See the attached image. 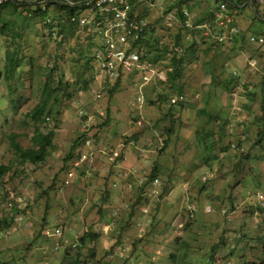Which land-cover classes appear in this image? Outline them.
Masks as SVG:
<instances>
[{
	"label": "rangeland",
	"instance_id": "1",
	"mask_svg": "<svg viewBox=\"0 0 264 264\" xmlns=\"http://www.w3.org/2000/svg\"><path fill=\"white\" fill-rule=\"evenodd\" d=\"M208 5H195L193 19ZM151 12L153 19L158 16V11ZM10 13L6 8L0 23L2 18H17ZM254 14L252 7H245L244 30H264V22L254 20ZM160 32L163 41L171 43L169 33ZM90 34L81 27L77 38L58 45L39 23L31 24L24 33L22 55L24 62L33 59V65L24 66L15 109L2 75L7 48L0 31V163L13 162L14 166L0 184V207L8 212L15 204L19 214H24L23 220L14 217L12 227L0 233V264H210L207 259L216 244L214 264H261L264 126L257 118L263 114L264 49L259 51L256 45L248 43L235 51L197 35L201 49L184 70L187 101L183 106L159 101V92H174L158 82L137 86V74L120 78L119 88L111 93L116 82H110L93 60L94 77L87 74L89 89H79L72 99L55 103L58 123L51 117L41 126L44 132L55 130L56 147L46 163L17 168L9 134L18 132L20 142L31 145L36 125L26 122L24 114L41 99L46 66L50 70L57 66L55 75L66 73L77 81L86 61L78 51L91 42ZM251 58L258 59L257 70H249ZM162 69L161 63L155 66V70ZM213 72L220 80L217 86L211 83ZM231 75L237 76V85L228 91L224 84ZM250 91L255 92L253 100ZM204 109L211 118L220 115L228 122L224 135L221 119L200 114ZM82 115L87 119L82 120ZM108 115L110 122L103 125ZM86 121L92 142L82 151L115 148L121 153L120 163L127 161V167L97 156L86 175L77 168L75 180L66 183L78 152L70 160L65 157L84 132ZM127 136L132 139L127 141ZM155 161L159 164L157 186L155 179L148 181ZM164 186L172 191L160 196ZM58 224L74 230L75 236L59 238L47 233ZM87 231L98 233V239L74 246L76 238Z\"/></svg>",
	"mask_w": 264,
	"mask_h": 264
},
{
	"label": "trees",
	"instance_id": "2",
	"mask_svg": "<svg viewBox=\"0 0 264 264\" xmlns=\"http://www.w3.org/2000/svg\"><path fill=\"white\" fill-rule=\"evenodd\" d=\"M41 0H33L27 1V0H6L4 3L0 4V16L2 17L4 14L3 11L6 8H9L11 10L10 14H15L17 18H9L4 19L2 18V22L0 23V31L5 37V44L7 48V55H6V64L4 71L2 72V75L4 79L6 80L7 84V91L10 95V103L11 105L17 109V102L20 101V99L16 96V93L19 90V84L20 82H23V71L24 66H30L33 65V59H29L28 62H24L26 59V56L22 55L23 50V44L22 40L24 38V33H26L27 28L29 29L31 24H40L41 29L48 33V36L50 39H55L57 41L58 45L64 44L69 42L72 39L77 38L78 32L81 30V27L79 26L77 21L73 20V17L80 14V8L79 7H73L70 5H67L65 3L56 2V1H47L43 0L44 2H40ZM189 0H178L174 5H172L171 8H176L178 10H181L184 5H189ZM198 4V3H195ZM217 2L210 3V7L202 12L200 15H197L194 17V23L195 24H201L206 19H209L211 12L210 9L216 8ZM232 7V6H231ZM19 9H23L22 11L26 12V15H23L22 11H19ZM143 11L139 12L140 17H144L149 22V35L148 38L145 40H141L138 42L133 43V47H138L142 49L145 53H150L148 56V60L152 62L154 65L158 66V64L163 65V69L165 71V77L161 78L159 75H155L152 80L154 82H158L159 85L162 87L166 86L172 90L174 93H158V99L161 102L164 101H170V104H178V105H185L183 101H179L177 103L171 102V97L173 95H183L184 89H183V83L182 78L184 74L185 67L192 62L193 58H198V51H200L199 42H196L194 35V32L184 28L180 27L178 31L173 35V33H169L165 26L161 23L162 17H155L152 18V12L150 7H144ZM190 9L192 10V6H190ZM258 12H255L254 14V20H261L264 22V8L260 9L258 8ZM238 19V18H237ZM22 20V21H21ZM163 30L168 32L169 35L173 36V41L171 43H165L163 41V34H161L160 30ZM250 31V32H249ZM248 33H255L264 35V30L256 29L252 31V29L249 27L247 30H245V33L241 36L237 37L235 39V43L233 45H230L232 50H242L246 45H248L247 41V35ZM189 34H192V42H189L187 39V36ZM37 35H39L37 33ZM93 35V38H92ZM95 34H90L88 38L91 39V42L88 44V46L85 48V50L78 51L79 57L86 59L84 62V70H81L76 75L77 81L73 79V81L69 78H67V74L63 73L61 75H55L56 67H54L52 70L46 66V72L44 73L45 76V82L42 89L41 99L40 101L33 107L31 110L27 111L25 116L26 122H33L36 125V128L34 130V133L31 137V145L30 146H24L20 142V134L18 132H11L9 134V142L11 145L12 150L14 151V154L16 155L15 162L17 163V168H19L21 165L24 164H32V165H38V164H44L46 163V160L48 156L51 154V152L55 149V142H54V136H55V130H50L49 132H44L41 129V126L45 124L48 120H50L51 117L55 119V121L58 123V118H56V113L54 112V104L57 102H60L62 99L64 100H70L73 98L72 93H77L79 89L81 90H88L90 87V80L87 79V74L90 72L93 73V60H96L95 51L99 45L97 40H94ZM165 36V35H164ZM53 37V38H51ZM171 38V37H170ZM184 47L185 52L180 53V51L177 49V47ZM225 47V46H224ZM207 49H210L208 47ZM258 49V48H257ZM259 50V49H258ZM206 52L208 50H205ZM260 51V50H259ZM78 57V58H79ZM257 59V58H254ZM79 61V59L77 60ZM76 61V62H77ZM249 61V60H248ZM75 62V59L73 60ZM258 62V59H257ZM50 65V64H48ZM258 68H259V62H258ZM252 70V69H249ZM94 77V73L92 74ZM128 77V76H127ZM237 76L231 75L228 80L225 81L224 86L228 91H231L233 89V86L237 85ZM152 80L150 83H152ZM82 82V83H79ZM121 80L119 79L115 85L110 89V92L113 93L116 91L120 86ZM211 83L214 86H217L220 84V80L216 77L214 72L212 73V81ZM262 88L264 90V76L262 78ZM146 84V85H148ZM78 86V88H76ZM138 86V85H137ZM142 90L138 88V95L141 94ZM249 96L253 100L252 96H255V92L250 91ZM186 96V94H184ZM142 97V96H140ZM262 110L263 114L257 118V122H262L264 126V102L262 103ZM109 112V110H108ZM200 114H206L210 118L212 117V114L207 112L205 109L200 112ZM169 115H172V112H169ZM87 117L82 115V120H86ZM213 120L215 119H221L220 121V132L222 135H224L225 127L227 125V121H222V118L220 115H214V118H211ZM110 122V118L108 115L107 120L104 122L103 125H108ZM85 123H88L87 121ZM262 126V128H263ZM83 133L78 136L73 146L68 153V155L65 157V160H70L74 158V154L76 151V155L79 158L84 153L90 155L91 151L84 152L82 151L84 149V146L87 143V140L89 139L90 144L86 146H91V139L87 136V129H83ZM172 132V130H171ZM138 135V133H137ZM135 134L134 137H137ZM212 135V134H210ZM132 139V137L127 136L126 140L129 141ZM167 141L165 142V144ZM122 146H124V143H122ZM210 145L208 144V147ZM104 150H112L111 148ZM115 149V148H114ZM94 152L93 158L90 155L88 160L82 163L81 166L77 168H81L83 165L87 164L89 166H92L97 161L96 157L101 156L102 159L108 160L109 163H114L115 166H118L120 163V157L121 153L118 155L115 161L109 160V155L103 154L101 151L92 150ZM125 158V157H124ZM90 160H93V162H90ZM75 163V162H74ZM239 167L241 166V162H238ZM75 166L71 167L66 175L72 170L75 171V177L71 180L73 182L77 176ZM14 171L13 162L10 164L6 163H0V184H3V181L6 180V176L9 175L11 172ZM81 174H85V171H83ZM159 178V164L157 161L153 163L152 169L150 171V174L148 176V181L158 180ZM66 180V179H65ZM154 180V181H155ZM70 182V184H71ZM172 191V187L164 186V189L160 192V196L168 195ZM13 203H17L15 200H13ZM4 208L0 207V211H4ZM8 212L3 213V216L0 217V233H2L4 230L10 229L14 222V217L17 219V221L23 220L24 214L23 212L19 214V209L15 204H12L9 209H6ZM190 217V216H189ZM188 221V220H187ZM57 226H63L62 224H58ZM55 226L54 229L57 227ZM64 227V226H63ZM50 233H52L54 231ZM67 230V236H75V231L71 230L69 227ZM73 231V233H71ZM49 232V231H48ZM40 236L38 235V238ZM99 237L98 233L93 231H87L81 236H79L80 241L84 244L89 239H95L97 240ZM219 244H216L214 248L212 249L211 254L209 255V258L207 259V262H210V264H214L216 262V252ZM66 254L68 251H65ZM91 257L95 256V250L91 249L90 251ZM66 257V256H65ZM171 257H175V254H171ZM1 264H11L7 261L1 262ZM241 264H249V262L245 261ZM261 264H264V253L262 257Z\"/></svg>",
	"mask_w": 264,
	"mask_h": 264
},
{
	"label": "built area",
	"instance_id": "3",
	"mask_svg": "<svg viewBox=\"0 0 264 264\" xmlns=\"http://www.w3.org/2000/svg\"><path fill=\"white\" fill-rule=\"evenodd\" d=\"M6 0H0V4ZM65 3L73 7H79L80 14L74 16L79 26L86 27L91 31L94 40L99 45L95 51L96 61L99 70L108 78L110 82H117L123 76L137 74L135 84L139 87L150 83L155 75L165 77L164 70H155V66L148 60L150 53H145L138 47H133L134 42L148 38L150 31L149 22L146 18L140 17L139 12L144 7H150L158 11L157 17H162V24L167 31L173 35L180 27H184L197 35L211 41L212 45L230 46L235 43V39L245 33L243 29V16L245 7H252L255 12L264 8V0H189V5H184L181 10L171 8L178 0H47ZM217 2L216 8L210 9L211 15L201 24H195L190 6L195 3ZM40 2H44L41 0ZM232 6V7H231ZM210 7V6H209ZM208 7V10H209ZM238 18V19H237ZM247 41L250 44L258 46V49H264V35L247 33ZM171 42L173 36L170 35ZM192 34L187 36L189 42H192ZM180 53H184V47H177ZM249 69H258L257 59L251 58L248 61ZM236 74V72H234ZM142 89V88H140ZM100 97L101 94H98ZM187 101L186 96L173 95L172 103ZM88 123H84V130L88 128ZM86 144H90L89 139ZM103 154L109 155L110 161H115L120 154L119 150H100ZM90 155L93 158L94 152ZM88 154L84 153L76 159L74 166L79 167L88 160ZM93 162V160H90ZM119 165V164H118ZM75 177V171L68 173L66 183H70ZM156 186L158 180H155ZM158 191V190H157ZM264 199L263 195H259ZM54 237L65 238L67 230L63 226H57L52 233ZM73 233V231H71ZM67 241V239L65 240ZM74 246H80L81 241L76 238Z\"/></svg>",
	"mask_w": 264,
	"mask_h": 264
},
{
	"label": "crops",
	"instance_id": "4",
	"mask_svg": "<svg viewBox=\"0 0 264 264\" xmlns=\"http://www.w3.org/2000/svg\"><path fill=\"white\" fill-rule=\"evenodd\" d=\"M129 160H132V159L130 158ZM124 164H125V165H124ZM124 164H121L119 167H121V166H126V167H127V161H125ZM90 167H92V166H89V165H87V164L83 165V166L80 168V173H82V172L85 171V170L88 171ZM84 175H86V174H84ZM112 196H113V198H115V199L118 198L117 194H112Z\"/></svg>",
	"mask_w": 264,
	"mask_h": 264
},
{
	"label": "clouds",
	"instance_id": "5",
	"mask_svg": "<svg viewBox=\"0 0 264 264\" xmlns=\"http://www.w3.org/2000/svg\"><path fill=\"white\" fill-rule=\"evenodd\" d=\"M195 5H197V4H195ZM195 5H194V6H195ZM194 6H193V7H194ZM208 6H209V5H208ZM193 7H192V8H193ZM199 15H200V14H199Z\"/></svg>",
	"mask_w": 264,
	"mask_h": 264
}]
</instances>
